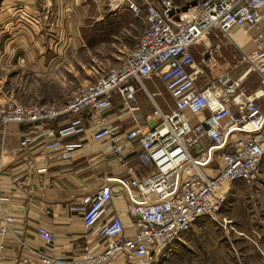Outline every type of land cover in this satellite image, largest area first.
Listing matches in <instances>:
<instances>
[{
    "label": "built area",
    "instance_id": "2783aa9c",
    "mask_svg": "<svg viewBox=\"0 0 264 264\" xmlns=\"http://www.w3.org/2000/svg\"><path fill=\"white\" fill-rule=\"evenodd\" d=\"M126 4L136 16L145 13L146 25L120 65L59 103L0 102V125L42 128L32 137H39L43 147L54 149L61 159L82 146V140L71 139L81 131L104 144L115 164L109 176L79 197L85 243L68 255L51 253L53 233L39 225L42 245L28 248L15 264H157L181 233L221 208L227 185L236 180L261 182L264 29L256 28L264 21V0H201L191 20L171 0ZM234 28L252 42L244 58L262 75V85L253 93L214 65L213 78L205 80L203 67L214 53L210 43L203 44L206 53L199 61L193 55L196 43L214 29L228 33L226 39L241 49L229 34ZM152 76L169 94L168 109L161 108L145 84ZM138 89L152 102L146 114L136 102ZM115 96L119 109L113 113ZM122 116L132 121L129 127L116 123ZM56 120L62 122L49 125ZM32 137L23 136L20 145L27 146ZM135 142L139 149L133 147ZM115 195L122 196L119 210L129 216L128 223L116 210ZM13 220L4 217L0 234Z\"/></svg>",
    "mask_w": 264,
    "mask_h": 264
},
{
    "label": "crops",
    "instance_id": "0c3cea01",
    "mask_svg": "<svg viewBox=\"0 0 264 264\" xmlns=\"http://www.w3.org/2000/svg\"><path fill=\"white\" fill-rule=\"evenodd\" d=\"M94 1L95 11L97 14L102 13L97 17V26L94 27L107 29L110 24H118V21H121L124 25L122 29L132 30L134 33L129 44H136L143 31L141 20L144 23V15L136 16L127 5L119 3L112 8L113 16L109 18L107 6H103L100 0ZM91 8V2L87 0H0V69L10 64L27 65L36 70L54 66L61 46L76 41V34H72V29H78V25L84 23V15ZM77 12L80 17L83 16L82 20H72ZM256 29H264V21L258 24ZM57 45L58 48L54 47ZM48 47L53 51L47 50ZM195 49L197 46L193 51ZM216 55V67L226 69L227 60L222 57V50ZM47 60L52 61V66L47 67L50 65V62L46 64ZM154 79L158 78L152 76L145 80L151 92H155L152 91L154 87L151 85L156 82ZM0 92L4 93L1 89ZM136 102L142 113L146 114L151 110L152 102L145 91H136ZM113 106L111 110L116 113L119 109L116 96ZM59 122L62 120H56L49 125L55 126ZM116 123L122 128H127L132 121L122 116ZM10 126L7 125L4 136H0V223L5 216H11L14 220L10 223L9 230L4 235L0 234V264H15L20 256L29 251L28 248L40 247L42 241L36 232L39 225L45 226L53 233L51 253L71 254L75 252L74 247L86 242L82 234L79 197L115 170L113 158L104 144L84 137V133L80 131L71 135V139L82 140V146L72 151L68 158L61 159L54 149L44 148L39 137H32L37 136L42 128L29 130L26 126L15 123ZM23 136L32 137L27 146L20 145ZM132 145L139 149L137 142ZM13 148L17 150L15 155L10 153ZM129 149L127 147L126 152H130ZM130 158L132 163L137 165L135 156ZM114 187L117 188V185L114 184ZM121 200L122 196H114L117 212H120L122 219L128 223L129 216L119 210V207L123 206ZM216 248V252L226 254L224 247ZM257 248L250 251L258 252ZM172 249L176 250L169 254L170 260L166 258L157 264H226L225 260L229 258L228 255H217L218 260L213 262L187 259L178 261L176 258L181 254L188 256L195 251L183 245ZM263 249L262 246L261 252ZM256 264H264L263 257L260 256Z\"/></svg>",
    "mask_w": 264,
    "mask_h": 264
},
{
    "label": "rangeland",
    "instance_id": "374dc122",
    "mask_svg": "<svg viewBox=\"0 0 264 264\" xmlns=\"http://www.w3.org/2000/svg\"><path fill=\"white\" fill-rule=\"evenodd\" d=\"M171 1L179 7L182 13L189 11L191 7H197L201 2V0ZM87 2H91L92 8L85 13V18L83 19L82 15L80 17L78 12L72 18V20L79 21L83 19L84 21L83 24L78 25V29H72V34H76V41L61 46L62 49L57 55V62L54 63V66H52V61L49 60L46 61V64L50 62L47 67H52L44 70H36L27 65H2L3 67L0 69V89L4 93L0 92V100L5 102L6 100L17 99L22 103L44 104L60 102L69 98L72 92L94 80L107 69L121 64L135 46V44H129V40L134 34L133 31L122 29L124 25L121 24V21H118V24H110L107 29L94 27L97 26V17L102 13L97 14V11H95L96 3L94 0H87ZM99 2L103 6H107L106 12L110 16L109 18L113 16L111 14L113 7L119 3L127 5L126 0H100ZM198 12L199 7L190 11L185 17L189 20L194 19ZM104 15L106 14L104 13ZM141 15H144V23L141 20L142 28H144L146 25L145 13L142 12ZM260 23H263V21ZM233 31V33L237 32L236 37L243 34L238 28H234ZM1 33L0 30V35ZM121 36H124V38ZM243 37L245 42L241 49L230 43L222 34L214 32L209 33V43L214 53L218 54L222 50V57H226L227 60L225 68L233 78L239 80V87L247 93H253L261 87L262 75L244 58L243 53H247L253 45L249 37L246 36L248 39L245 38V35ZM54 47L58 48L59 46ZM47 50L53 51L51 47H48ZM200 53L199 47L193 51L197 61L201 57ZM203 68L205 70V80L213 78L214 69L211 66H204ZM248 70L249 72L245 73ZM242 75L243 78H240ZM154 80L156 82L151 84L154 87L152 91H157L153 98L162 109H168L169 104H171L169 94L158 79ZM152 108L151 103L150 109ZM11 123L13 122L0 125V136H4L6 126H10ZM261 167L260 183L236 180L227 185L226 197L221 208L215 214L205 216L201 221L195 223L191 229L181 233L179 238L170 245V250L165 252L159 263L170 257V253L176 250L172 249L173 247L182 245L195 252H191V255L188 256L181 254L182 257L176 258L178 261L187 259L199 262L211 260L213 262L218 260L217 255H228L229 258H226L227 261L225 260L226 264L227 262L231 264L233 262L235 264H256L260 256L264 260V249L263 252L260 250L262 246L264 247V163ZM217 246L224 247L223 251L226 254L216 252ZM252 248H257L258 252L250 251Z\"/></svg>",
    "mask_w": 264,
    "mask_h": 264
},
{
    "label": "bare ground",
    "instance_id": "6f19581e",
    "mask_svg": "<svg viewBox=\"0 0 264 264\" xmlns=\"http://www.w3.org/2000/svg\"><path fill=\"white\" fill-rule=\"evenodd\" d=\"M197 7H191L190 9H189V11H187V12H184V13H181V14H183L182 16H187L188 15V13L190 12V11H193V10H195ZM211 32H214V33H216V34H222L221 32H219V31H217V30H212ZM230 34V36L233 38V39H235L237 42H239L240 44H241V48H242V46H243V44H244V42H245V40H244V35L243 34H241L242 36H238V37H236V34L235 33H233V32H230L229 33ZM223 36L224 35H228V33L227 34H222ZM214 36H216V35H214ZM217 37V36H216ZM245 38H246V36H245ZM209 43V34L207 33L206 35H204L202 38H201V40H199L198 41V43H196V45L195 46H197V47H199L200 48V54L202 55L203 53H206V47H204V45L203 44H208ZM194 46V47H195ZM213 54V60H212V62L208 65V62H205V65L204 66H206V67H209V66H212V65H214V68L216 67V63L218 62L217 61V59H218V55H216V53H212ZM249 72V70L248 71H246L245 73H248ZM240 78H243V75L242 76H240ZM157 91V90H156ZM155 91V92H156ZM259 91V90H258ZM6 101H15V100H6ZM5 101V102H6ZM0 102H3L2 100H0ZM19 102V101H18Z\"/></svg>",
    "mask_w": 264,
    "mask_h": 264
},
{
    "label": "water",
    "instance_id": "95a60500",
    "mask_svg": "<svg viewBox=\"0 0 264 264\" xmlns=\"http://www.w3.org/2000/svg\"><path fill=\"white\" fill-rule=\"evenodd\" d=\"M193 4H194V3H193ZM193 4H192V5H193Z\"/></svg>",
    "mask_w": 264,
    "mask_h": 264
}]
</instances>
